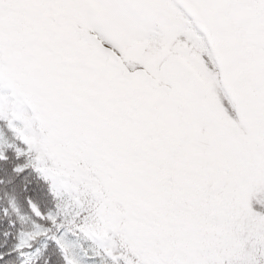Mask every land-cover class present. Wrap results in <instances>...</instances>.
Returning <instances> with one entry per match:
<instances>
[{"label": "snow or ice", "instance_id": "obj_1", "mask_svg": "<svg viewBox=\"0 0 264 264\" xmlns=\"http://www.w3.org/2000/svg\"><path fill=\"white\" fill-rule=\"evenodd\" d=\"M0 264H264V0H0Z\"/></svg>", "mask_w": 264, "mask_h": 264}]
</instances>
